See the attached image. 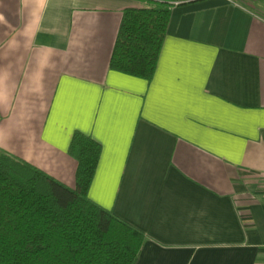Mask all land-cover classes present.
I'll use <instances>...</instances> for the list:
<instances>
[{"label":"crops","instance_id":"1","mask_svg":"<svg viewBox=\"0 0 264 264\" xmlns=\"http://www.w3.org/2000/svg\"><path fill=\"white\" fill-rule=\"evenodd\" d=\"M150 81L110 68L149 0H0V151L140 230L135 264H264V0H167Z\"/></svg>","mask_w":264,"mask_h":264},{"label":"trees","instance_id":"2","mask_svg":"<svg viewBox=\"0 0 264 264\" xmlns=\"http://www.w3.org/2000/svg\"><path fill=\"white\" fill-rule=\"evenodd\" d=\"M123 11L110 68L150 81L166 37L172 3L149 0ZM74 189L0 151V264H135L144 234L88 197L100 145L76 133Z\"/></svg>","mask_w":264,"mask_h":264},{"label":"built area","instance_id":"3","mask_svg":"<svg viewBox=\"0 0 264 264\" xmlns=\"http://www.w3.org/2000/svg\"><path fill=\"white\" fill-rule=\"evenodd\" d=\"M173 5H176V4H178L177 2L176 3H172Z\"/></svg>","mask_w":264,"mask_h":264}]
</instances>
